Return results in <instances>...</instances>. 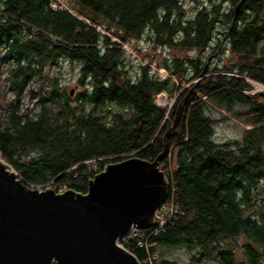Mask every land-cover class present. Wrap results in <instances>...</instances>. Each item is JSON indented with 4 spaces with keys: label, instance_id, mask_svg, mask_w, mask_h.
<instances>
[{
    "label": "trees",
    "instance_id": "trees-1",
    "mask_svg": "<svg viewBox=\"0 0 264 264\" xmlns=\"http://www.w3.org/2000/svg\"><path fill=\"white\" fill-rule=\"evenodd\" d=\"M68 1L53 9L51 0H0L1 159L26 187L52 182L85 194L109 163L154 161L181 104L159 162L171 171L181 215L156 240L153 264H175L160 252L168 247L188 251L189 264L256 263L264 253V92L249 94L246 79L264 86V0H195L202 4L188 16L181 0ZM143 39L169 51L159 66L173 80L126 63L122 45ZM212 43L228 63L211 68L190 55ZM62 62L77 65L76 91L61 86ZM161 93L176 96L170 110L154 103ZM24 96L36 113L23 110ZM211 106L245 108L239 139L213 140Z\"/></svg>",
    "mask_w": 264,
    "mask_h": 264
},
{
    "label": "water",
    "instance_id": "water-1",
    "mask_svg": "<svg viewBox=\"0 0 264 264\" xmlns=\"http://www.w3.org/2000/svg\"><path fill=\"white\" fill-rule=\"evenodd\" d=\"M181 111L180 104L154 161L109 163L85 194L31 190L0 161V264H140L116 241L131 229L157 224L155 211L169 190L159 162Z\"/></svg>",
    "mask_w": 264,
    "mask_h": 264
},
{
    "label": "rangeland",
    "instance_id": "rangeland-1",
    "mask_svg": "<svg viewBox=\"0 0 264 264\" xmlns=\"http://www.w3.org/2000/svg\"><path fill=\"white\" fill-rule=\"evenodd\" d=\"M182 6L185 8L186 15H191L194 13V11L198 8L199 5L202 4V2H198L195 0H181ZM57 6H60L62 8H66L69 6L68 0H51V8L55 9ZM219 33V32H218ZM215 43H212V45L203 52H191L190 55L193 56H200L205 60V62L210 65L211 68H214L216 66H221L222 63L226 64L228 63L229 54L225 50L224 54H220V52H216L214 50ZM123 49L125 50L126 56L125 61L126 63L137 66L138 64H148L153 71H155L159 78L165 79V78H173L169 76V74L163 69L160 68L159 64L162 63V61L169 56V51L166 49H160V48H153L151 46H148L145 42V40L137 41L130 43L128 45H122ZM182 53V52H180ZM212 57L208 63V59ZM76 69L77 65L74 64H67L66 62H62L59 68V81L61 83V86H65L67 91L70 89H74L76 91ZM247 83L250 85L251 90L248 92L249 94H255V93H261L264 92V86H260L257 82H254L252 80L246 79ZM192 82H186V83H180L178 85L181 86V88H188V86L193 83ZM73 90V91H74ZM164 96L165 98L160 100V97ZM176 96L173 97H167L166 94L161 93L154 97V103L161 107L165 108L167 110H170L175 102ZM21 106L23 110H26L30 112L31 114H34L38 111L36 102L34 100H30L28 96H24L21 100ZM212 112L210 114L215 119L214 123V138L213 140L217 143L226 142L228 140H234L239 139L242 136V131L247 127V125L237 117V114L243 113L245 111V108L243 106H236L231 113L224 112L223 109L218 108L216 106H211ZM1 159V158H0ZM24 160L29 159V155H25L23 157ZM4 164L5 161L1 159ZM7 165V164H6ZM167 167V164H162L160 166V170L164 171ZM7 168V167H6ZM8 171L12 172L9 168H7ZM27 188L31 190H37L39 192L47 190L46 188H35L28 186ZM50 189V188H49ZM68 189L66 188L65 191ZM54 191V190H53ZM258 194L264 196V183H261L258 186ZM63 193V192H62ZM231 241L234 242L232 239ZM238 241V244H241L244 240L243 238L236 239ZM162 251L163 257L173 261L175 264H189L190 263V253L184 249H177V248H164L160 250ZM159 252V254H160ZM235 257L236 261L242 260V254L239 250V247L235 250ZM262 261L264 263V258H262Z\"/></svg>",
    "mask_w": 264,
    "mask_h": 264
},
{
    "label": "built area",
    "instance_id": "built-area-1",
    "mask_svg": "<svg viewBox=\"0 0 264 264\" xmlns=\"http://www.w3.org/2000/svg\"><path fill=\"white\" fill-rule=\"evenodd\" d=\"M6 166L14 172V170L9 167L8 164ZM166 174L167 179L171 178L170 170L168 172L166 171ZM18 180L20 181V179ZM37 188L42 189L43 187ZM45 188H50L56 193H62L66 190L65 185H54L52 182L45 186ZM180 215L181 211L176 207L174 202L172 182H169L168 197L155 211V217L158 219L157 224L147 229H131L126 235L120 237L116 241V245L133 255H135L137 250H143L144 256L141 258V260H139L140 264H153L158 257V252L153 250L156 246V240L166 233V227L169 226Z\"/></svg>",
    "mask_w": 264,
    "mask_h": 264
},
{
    "label": "flooded vegetation",
    "instance_id": "flooded-vegetation-1",
    "mask_svg": "<svg viewBox=\"0 0 264 264\" xmlns=\"http://www.w3.org/2000/svg\"><path fill=\"white\" fill-rule=\"evenodd\" d=\"M262 258H264V253L259 252L258 261L256 263H254V264H264L263 261H262ZM242 264H253V263H250V262L246 261L245 259H243V263Z\"/></svg>",
    "mask_w": 264,
    "mask_h": 264
},
{
    "label": "bare ground",
    "instance_id": "bare-ground-1",
    "mask_svg": "<svg viewBox=\"0 0 264 264\" xmlns=\"http://www.w3.org/2000/svg\"><path fill=\"white\" fill-rule=\"evenodd\" d=\"M258 85H260V86H263V85H261V84H258ZM1 158V157H0ZM0 161L2 162V164H4L3 163V161L0 159ZM4 166H5V168L7 167L6 166V164H4ZM7 169V168H6ZM160 169V168H159ZM13 172V171H12ZM163 172V171H162ZM14 173V172H13ZM164 173V172H163ZM15 174V173H14ZM165 174V177H166V179H167V174H166V172L164 173ZM16 175V174H15ZM16 178H17V176H16ZM167 182H168V184H169V181H168V179H167ZM24 185V184H23ZM47 190H49V189H47ZM51 190V189H50ZM55 192V191H54ZM65 192V191H64ZM56 193V192H55ZM56 194H61V193H56ZM168 194H169V190H168ZM168 197V196H167ZM167 199V198H166Z\"/></svg>",
    "mask_w": 264,
    "mask_h": 264
}]
</instances>
